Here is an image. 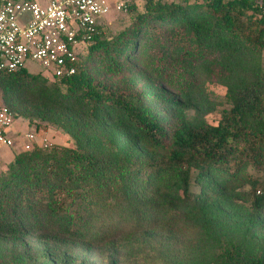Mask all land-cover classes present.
<instances>
[{"label":"trees","instance_id":"obj_1","mask_svg":"<svg viewBox=\"0 0 264 264\" xmlns=\"http://www.w3.org/2000/svg\"><path fill=\"white\" fill-rule=\"evenodd\" d=\"M261 2L146 1L117 35L98 28L70 78L0 73L15 120L73 142L19 152L0 175V264L101 249L109 264H206V245L208 264H264ZM204 83L227 87L215 126L185 114Z\"/></svg>","mask_w":264,"mask_h":264},{"label":"built area","instance_id":"obj_2","mask_svg":"<svg viewBox=\"0 0 264 264\" xmlns=\"http://www.w3.org/2000/svg\"><path fill=\"white\" fill-rule=\"evenodd\" d=\"M146 1L150 0L116 4L106 0H0V73L20 71L33 61L49 78H70L105 17L113 10L120 12L132 3ZM261 7L264 14L263 2ZM14 122L12 111L0 104V154L3 148L15 147L16 137L10 136ZM28 139L32 144L41 140L36 146H52L42 131H34Z\"/></svg>","mask_w":264,"mask_h":264},{"label":"rangeland","instance_id":"obj_3","mask_svg":"<svg viewBox=\"0 0 264 264\" xmlns=\"http://www.w3.org/2000/svg\"><path fill=\"white\" fill-rule=\"evenodd\" d=\"M106 1L110 4H116L119 1L121 2L125 0ZM165 2L194 4L202 3L204 0H165ZM134 8L135 9L127 8V10H122L120 12L113 10L111 14L105 17V22L103 23L105 37H113L129 27L133 23L136 16L144 11V3L140 2L136 4ZM259 61L260 65H264V55L259 57ZM25 69L30 74H39L44 71V69L38 63L33 61L27 62ZM48 79L50 80V78ZM0 104L7 106L2 99L1 90ZM229 108L230 103L227 98V87L222 83H204L200 85L199 92L196 94V99L193 106H191V109L187 110L185 114L186 117L195 124H201L202 122H205L209 125L215 126L219 123L223 112ZM40 125L43 129L42 132L49 140L51 145H62L71 148L73 147V142L67 134L47 123H41ZM34 131V126L30 125L27 119L20 117L15 120L10 131V136L16 137L15 147L2 149L0 154V175H3L7 172L10 162L14 159L17 153L23 151H32L34 149L33 147L36 146L37 143H41V140L36 139V144H32L33 142L28 139V135L34 133ZM250 173L256 176L255 171L250 170ZM250 189L251 187L246 186L244 191H249ZM185 241L186 240H184V242ZM201 253L203 259L206 261V264H208V261H212L215 258L216 249L212 245H206ZM107 255L108 254L105 250H97L93 252L92 258L87 264H109ZM193 261L196 262V257L190 259L191 264ZM179 264H186V262L183 259Z\"/></svg>","mask_w":264,"mask_h":264}]
</instances>
